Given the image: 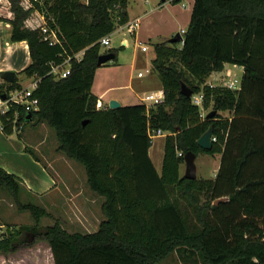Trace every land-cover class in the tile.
I'll return each mask as SVG.
<instances>
[{"label":"trees","instance_id":"16d2710c","mask_svg":"<svg viewBox=\"0 0 264 264\" xmlns=\"http://www.w3.org/2000/svg\"><path fill=\"white\" fill-rule=\"evenodd\" d=\"M8 1L9 41L27 42L30 63L22 73L38 79L32 92L38 109L27 119L22 107L11 104L0 114L2 132L13 133L9 120L15 111L18 124L46 122L65 156L83 166L91 191L104 198V219L91 233H71L57 224L5 231L0 254L42 238L53 264H159L170 254L180 264H264V0H193L182 43L153 44L151 70L163 101L118 108H97L91 85L97 57L111 51L116 60L117 49L101 52L99 39L127 22V0ZM36 12L56 31L59 44L49 45L39 27L25 24ZM83 49L66 77L49 73V61ZM224 63L243 67L239 88L205 83ZM181 83L203 93V110L209 104L216 111L232 109V118L217 112L202 117L180 93ZM21 88L17 77L0 83V92ZM209 125L216 141L204 150L197 139ZM157 129L168 133L160 174L147 153L149 132ZM187 151L220 154L214 178L180 175ZM20 181L0 168V187L14 197ZM219 198L224 200L214 203ZM23 206L36 218L47 215L35 205Z\"/></svg>","mask_w":264,"mask_h":264},{"label":"rangeland","instance_id":"374dc122","mask_svg":"<svg viewBox=\"0 0 264 264\" xmlns=\"http://www.w3.org/2000/svg\"><path fill=\"white\" fill-rule=\"evenodd\" d=\"M4 1L8 3V0ZM192 3L193 0H179L177 2L173 0H165L164 2L161 0H127L126 9L129 19L139 17V26L136 29L137 38L141 44L146 43L149 48V45L153 42L168 41L170 38L167 37V34L171 30L174 32L172 33L173 35L176 32L181 34L180 29L190 17ZM112 16L114 22H118L120 19L119 10L115 8L112 11ZM11 17L13 16L11 15ZM40 22L38 15L31 13L25 24L38 27ZM122 38L127 39V47L121 46L120 40ZM138 47L140 48L139 44ZM108 48L117 49V60L108 61L100 66L94 80L95 85L98 83L99 87L110 86L119 89L123 93H129L127 85L129 75H132L133 78L131 77V80L134 84L142 80L151 85L150 87H153L159 83L156 75L154 78L150 77V75H145L142 78L134 77L138 69L148 67L150 59L155 54L154 48H149L147 52H141L136 49L133 36L126 33V27H122L121 30L115 27L109 35V45L102 46L101 52ZM132 62H134L133 71L130 69ZM240 78L239 70L238 72L233 71L229 77L230 80L236 79L237 83L240 82ZM224 81L226 82L227 80ZM222 82L219 81L218 83ZM134 101L135 99L131 98L128 102ZM210 110H212L211 104L204 111L209 112ZM22 131L23 134L21 135H24L26 131L31 134L32 142L28 143V148L39 157V160L48 171L63 174V182L58 184V191L52 190L44 196L29 192L26 188L29 187L28 182L21 179L22 183H19L17 197L0 187V234L5 233V231L16 233L24 226L35 225L38 228H44L54 224L71 233L95 232L100 221L104 219L101 210L103 197L97 195L89 188L83 166L75 161H69L59 148L55 131L46 122H28L24 124ZM2 133L0 130V168L6 170L3 167L4 165L23 166L24 170L27 171V175L37 174V171L29 168L32 158L24 150L23 137H20L16 131L10 134L12 136H6V134ZM160 141H162L161 137H154L151 142L152 145H155L160 143ZM196 162L198 166V158ZM209 163L212 164V161H209ZM199 171L200 169H198V173ZM203 199H205V196H203ZM200 201L201 203L203 202L202 199ZM26 204L35 205L43 209L47 215H41L36 218L30 209L23 206ZM20 259L23 260V264H51V252L47 241L39 238L33 244L21 247L14 252L0 254V264H15L16 260ZM159 264L180 263L175 254H170L161 260Z\"/></svg>","mask_w":264,"mask_h":264},{"label":"crops","instance_id":"0c3cea01","mask_svg":"<svg viewBox=\"0 0 264 264\" xmlns=\"http://www.w3.org/2000/svg\"><path fill=\"white\" fill-rule=\"evenodd\" d=\"M6 3H7V1L0 0V17H1V19H5V20H0V82L3 81V79L1 78V75L4 71H13L15 73V77H17L20 85L22 87H27L33 78L32 77H30V78L25 77L23 80H20V78L23 77V75H24V73H22V70L30 63V55H29L28 45H27V42L25 40L14 41V42L9 41L10 24H9L8 20H6V19H11L12 13L10 12V9H9V1H8L7 5H6ZM10 13H11V15H10ZM126 13H127V21H131L135 18L139 19V17H134L133 19H129L127 9H126ZM190 14H191V11H190ZM189 19H190V17H189ZM189 19H187L186 23L180 29V31H182V30L184 31L186 29V27L189 23ZM139 21H140V19H139ZM138 26H139V24H138ZM172 33H174L173 30H171L167 34V37L171 38L173 36ZM132 36H133L135 48L140 50V48L138 47L140 40H138V38H137L138 37L137 32H135V34ZM126 42H127V46H128L127 39H126ZM155 43H158V42L151 43L149 45L150 46L149 48H153L152 45ZM139 46H140V44H139ZM149 48H148V50H149ZM147 51H144V52H147ZM141 52H143V51H141ZM153 58H154V55L150 59V63L148 65V67H150V68H151V60ZM116 60H117V57H116ZM133 64H134V62H132L131 67H130V69L132 71L134 69ZM99 68H100V66L97 67V69L95 70V73H94L93 82L91 85V93L97 97V102H99V104L101 105L102 108L108 107V101L110 99L117 100L121 106L122 105H133V104L143 103V102L148 103L146 99L156 90L162 89L160 80H159V83H157V85L150 87L151 85H148V83H146L145 81H142V80L134 84L133 81L131 80L133 78L132 75H129V81L127 84L128 88H129V93H123L119 89L114 88V87H110V86L109 87L108 86L107 87H103V86L99 87L98 83L95 85V81H94L96 76H97V71ZM143 69H141V68L138 69L136 71V73L138 71L143 70ZM238 70L242 76V74H243V67L242 66L236 65V64L224 63L221 70L212 71L208 75L205 83L208 85H223V83L225 82L224 80H230L229 77L231 76V73H233V71L238 72ZM148 75H150V77H153V78L155 77V75L157 76V74L152 70H151V73ZM134 77L137 78L136 74L134 75ZM219 81H223V82L218 83ZM24 83H26V84H24ZM238 88H239V84H238ZM131 98L135 99V101L134 102H128L129 99H131ZM217 114L222 118L231 119L233 116V111H232V109L217 110ZM21 134H23L22 129L18 135L20 137L21 136L23 137V140H24L23 144L26 147H28L27 146V145H29L28 143L32 142L31 134L29 133V131L28 132L26 131V133L24 135H21ZM167 134L168 133L166 131H162V134L157 136V137H161L162 141H160V143H156L155 145H152V142H151V145L149 146L148 152H147L149 159H150L155 171L158 174H160L161 168H162V160H163V153H164V142H165V137ZM9 136H12V135H9ZM157 137H155V138H157ZM23 154H25V153H23ZM33 154L37 160L35 158H33L32 155H30L32 160H31V164H29V168H32L35 171H37V174H34L32 176L27 175V171L24 170L23 166L18 167V166H11V165L5 166L4 165L3 167L7 170V172L14 174L15 176L19 177V179H21V180L27 181L29 184L28 186L30 188L29 187H26V188L29 192H31V193L33 192V194L36 193L38 195L41 194V196H44L47 193L51 192L52 190H54V191L57 190L58 184L63 182L62 177H64V176H63V174H58L57 172L51 173V171H48L45 168V166L41 163V161L39 160V157H37L34 152H33ZM197 158L199 159V165L200 166L199 165L197 166V164H196ZM69 161L72 162L74 160L69 159ZM209 161H212V164H210V163L208 164ZM219 162H220V154L210 155V154H207L204 152H199L195 157L196 177L198 179H212V178H214V176L217 172L218 166H219ZM198 169H200L199 173H198ZM179 173H180V175H183L184 163H182L179 166ZM20 183H22V182L20 181ZM39 185H41V186H39ZM102 200H104V198ZM21 260L22 259L16 260L15 264H23L24 262H23V260L22 261ZM51 264H53L52 255H51Z\"/></svg>","mask_w":264,"mask_h":264},{"label":"built area","instance_id":"2783aa9c","mask_svg":"<svg viewBox=\"0 0 264 264\" xmlns=\"http://www.w3.org/2000/svg\"><path fill=\"white\" fill-rule=\"evenodd\" d=\"M24 1V3H26L27 5H31L33 1H37V2H41V0H22ZM184 7V6H182ZM36 14L38 15V17L40 18V25L38 26L42 35V39L45 40L46 42H48L49 45H53L58 43L59 44V40L57 38L56 35V31L54 29H51L47 26V24L45 23L44 20V16L43 14L36 12ZM139 24V19L135 18L131 21H127L125 24L123 25H117L116 27H118V29H122V27H126V33H128L129 35H134L136 32V29L138 27ZM184 31H181V34ZM124 33V32H123ZM109 35L107 34L105 36H103L102 38L99 39V43L100 46H108L109 45ZM120 44L123 47L127 46V42L125 38H122L120 40ZM140 44V50L141 51H147L148 50V46L146 44ZM84 54V49L80 50L74 54H68L66 53L63 57L62 60L59 62L56 61H49L48 62V66H49V73L52 74L54 76V78L59 79V78H64L66 77L69 72H70V65L71 62L73 60L79 61L82 56ZM151 73V68L150 67H146L141 71H138L136 73L137 78H142L145 75H148ZM37 81L38 79L33 78L32 81L29 83V85L27 87H22L21 89H13V90H1L0 93H4L6 95L5 99H1L0 97V114L5 113L6 111H8L9 106L11 104H15L18 105L20 107L23 108V112L24 114L27 116L28 114H30V111H35L38 109V100L35 97H32V92L33 90L36 88L37 85ZM1 83V82H0ZM238 84L236 79L233 80H227L226 82L223 83V86L235 90L238 88ZM164 99V92L162 89L156 90L155 92H153L146 100L149 103H145L147 106H151L152 104L155 103H160L162 102ZM191 102L192 104L198 106L200 108V115L202 117L206 116V114L208 113V111H204L202 108V101H203V93L202 92H198V93H192L190 96ZM96 107L97 108H102L101 105L99 104V102H96ZM17 116H18V112L15 111L14 112V117L13 119L9 120L10 125L12 127V131H16L17 133H19L21 131V129L24 126V123L20 122L19 124L17 123ZM25 116V118H26ZM0 129L2 130V126L0 124ZM162 134V130L157 129V130H152L149 132V138L150 141L153 140L154 137L159 136ZM211 141L212 143L214 141H216V137L212 134L211 136ZM178 155H182V153L178 152Z\"/></svg>","mask_w":264,"mask_h":264},{"label":"water","instance_id":"95a60500","mask_svg":"<svg viewBox=\"0 0 264 264\" xmlns=\"http://www.w3.org/2000/svg\"><path fill=\"white\" fill-rule=\"evenodd\" d=\"M161 1L164 2L165 0H161ZM182 41H183L182 35L179 32H177L170 39H168L167 42L168 43H174V42L182 43ZM114 58H115L114 52L110 51V52L101 53L97 57V66L99 67L108 61L114 60ZM14 77H15V73L13 71H4L1 75V78L3 79V81H7V82H11L14 79ZM25 77H26V74L24 73L23 77H21L20 80H23ZM180 93L184 96L190 97L192 94V90L189 87H187L184 83H181ZM0 97H1V99H5L6 95L4 93H0ZM120 106H121L120 103L115 99H110L108 101V107L109 108H118ZM216 112H217L216 110H210L206 114V118H212ZM26 118L30 119L31 115L28 114L26 116ZM212 134H213V128H212V125H209L208 128L197 139L198 146L204 150L211 149V147H212V141H211ZM195 157H196V155L191 151H187L183 156V163H184L183 176L187 179H195L196 178ZM222 200H224V199L219 198V199L215 200L214 203H217V202L222 201Z\"/></svg>","mask_w":264,"mask_h":264}]
</instances>
